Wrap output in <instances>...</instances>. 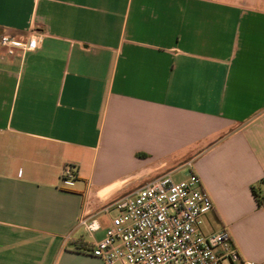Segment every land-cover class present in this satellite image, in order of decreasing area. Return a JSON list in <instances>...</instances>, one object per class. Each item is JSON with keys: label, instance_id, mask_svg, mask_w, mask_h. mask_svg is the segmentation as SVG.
<instances>
[{"label": "crops", "instance_id": "1", "mask_svg": "<svg viewBox=\"0 0 264 264\" xmlns=\"http://www.w3.org/2000/svg\"><path fill=\"white\" fill-rule=\"evenodd\" d=\"M32 32L0 48V264H106L114 204L185 168L264 264V0H0V36Z\"/></svg>", "mask_w": 264, "mask_h": 264}, {"label": "built area", "instance_id": "2", "mask_svg": "<svg viewBox=\"0 0 264 264\" xmlns=\"http://www.w3.org/2000/svg\"><path fill=\"white\" fill-rule=\"evenodd\" d=\"M42 34L26 37L4 34L0 48L9 56L40 48ZM77 179L76 168L67 165L65 184ZM118 212L105 236L89 252L106 264H254L243 262L227 228L205 231V218L214 203L196 173L183 181L162 176L117 201ZM89 233L100 229L96 219H82Z\"/></svg>", "mask_w": 264, "mask_h": 264}, {"label": "rangeland", "instance_id": "3", "mask_svg": "<svg viewBox=\"0 0 264 264\" xmlns=\"http://www.w3.org/2000/svg\"><path fill=\"white\" fill-rule=\"evenodd\" d=\"M190 174H191L190 170L188 168L187 169L185 168V169H182L181 171H179L177 174L173 175L172 177L175 181L179 182V181H183V180L188 179ZM116 215H118V212L114 211L113 216H116ZM204 227H205L206 232L211 231L210 220L208 219V216L205 218V226ZM227 264H229V263L227 262Z\"/></svg>", "mask_w": 264, "mask_h": 264}, {"label": "trees", "instance_id": "4", "mask_svg": "<svg viewBox=\"0 0 264 264\" xmlns=\"http://www.w3.org/2000/svg\"><path fill=\"white\" fill-rule=\"evenodd\" d=\"M87 249H89V248H87Z\"/></svg>", "mask_w": 264, "mask_h": 264}]
</instances>
